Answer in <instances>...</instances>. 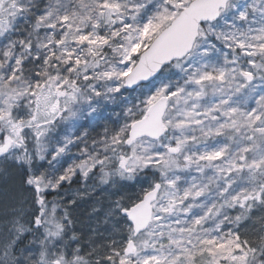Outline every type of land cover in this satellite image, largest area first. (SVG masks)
<instances>
[{
  "label": "snow or ice",
  "instance_id": "snow-or-ice-1",
  "mask_svg": "<svg viewBox=\"0 0 264 264\" xmlns=\"http://www.w3.org/2000/svg\"><path fill=\"white\" fill-rule=\"evenodd\" d=\"M0 264H264V0H0Z\"/></svg>",
  "mask_w": 264,
  "mask_h": 264
},
{
  "label": "trees",
  "instance_id": "trees-1",
  "mask_svg": "<svg viewBox=\"0 0 264 264\" xmlns=\"http://www.w3.org/2000/svg\"><path fill=\"white\" fill-rule=\"evenodd\" d=\"M147 85H144V86H147ZM122 93H123V97L127 98L126 100L121 98L115 102H112L109 100L101 99L102 101L100 103V108L98 109L99 112L97 114L96 120L94 121L95 122V125H94L95 132H99L105 129L106 127L107 128L116 127V122L118 119H120L118 114L122 113L125 107H130L134 102H138V100L141 99V97L137 96V94L140 93V90L138 91L122 90ZM120 122L122 123V120H120ZM138 191H139V185L129 184L121 191L120 195L130 196Z\"/></svg>",
  "mask_w": 264,
  "mask_h": 264
},
{
  "label": "rangeland",
  "instance_id": "rangeland-1",
  "mask_svg": "<svg viewBox=\"0 0 264 264\" xmlns=\"http://www.w3.org/2000/svg\"><path fill=\"white\" fill-rule=\"evenodd\" d=\"M159 82L157 81L155 86H158ZM152 83L148 84L147 86L143 85V89L142 91L147 92L149 90H153L154 91V87H155ZM138 97H141V99H143L144 97L140 96V93L137 94ZM101 99H98L97 101H94V106L97 108V111L95 113H92L91 115H87L85 114V117L83 119H81L78 122V127L75 129L69 128V132L71 134L75 135H82L85 131L88 132L89 137H94V138H99L100 136H102L104 134L105 129L99 131V132H95L94 130V125H95V120L97 118V114H98V109L100 108V103H101ZM139 102V100H138ZM138 102H134V103H138ZM88 123V124H87ZM87 124V125H86ZM67 127V126H65ZM108 129H112V127L108 128ZM81 147H83V145H81ZM71 151L68 153V155L66 157H64V159L67 161V163H71L73 159H75L78 155H79V149L76 147H72L70 146ZM65 187H69L68 185H65ZM73 190H75L77 187H79V185L75 184V185H71L70 186ZM49 199L51 200L52 197L50 196ZM86 207V205H85ZM77 215H79V211H77ZM83 219V217H82ZM80 227V225H77Z\"/></svg>",
  "mask_w": 264,
  "mask_h": 264
},
{
  "label": "water",
  "instance_id": "water-1",
  "mask_svg": "<svg viewBox=\"0 0 264 264\" xmlns=\"http://www.w3.org/2000/svg\"><path fill=\"white\" fill-rule=\"evenodd\" d=\"M146 83H149V81L142 82V84H146Z\"/></svg>",
  "mask_w": 264,
  "mask_h": 264
}]
</instances>
